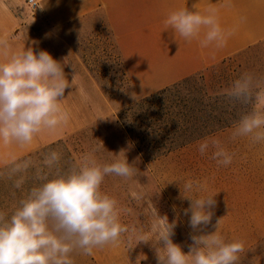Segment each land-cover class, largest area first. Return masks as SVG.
Listing matches in <instances>:
<instances>
[{"label": "clouds", "instance_id": "1", "mask_svg": "<svg viewBox=\"0 0 264 264\" xmlns=\"http://www.w3.org/2000/svg\"><path fill=\"white\" fill-rule=\"evenodd\" d=\"M232 0L210 4L203 11L181 7L169 12L165 29L183 38L196 41L203 49L221 50L236 35L247 17L241 16L230 27H222L221 9H231ZM71 87L63 64L47 51L38 53L32 47L13 50L7 38L0 37V147L24 149L44 134H58L67 126L70 113L64 107L65 90ZM226 99L247 108L234 123L229 137L249 139L250 146L264 145V76L244 72L225 89ZM133 100H138L135 93ZM103 144L93 145L78 160L64 162L61 151L51 149L40 159L19 158L12 152L0 179L11 181L20 190L29 180L32 186L22 192L11 213L0 211V264H74V256H91L95 250L118 246L126 237L131 248L151 242L157 264H237L245 249L244 241L229 240L221 231L222 218L212 222L214 199L208 181L180 179L182 199L190 205L192 229L185 253L173 242L175 221L160 216L155 209L150 229L146 232L129 226L122 216L129 209L102 190L107 177L124 182L138 175L135 163H129L125 152L107 158L101 155ZM199 153L211 154L217 166L227 167L235 157L218 138H207L198 146ZM108 152V151H107Z\"/></svg>", "mask_w": 264, "mask_h": 264}, {"label": "rangeland", "instance_id": "2", "mask_svg": "<svg viewBox=\"0 0 264 264\" xmlns=\"http://www.w3.org/2000/svg\"><path fill=\"white\" fill-rule=\"evenodd\" d=\"M17 12H20V16L24 18L23 23L28 26L22 35L24 39L44 29L46 35L68 33L65 28L33 26L32 20L37 10H30L24 0ZM71 34L73 42L68 45L85 55L84 63L89 73L73 76V84L78 82V88L67 92L69 101L65 108H71L72 115L82 119L81 126L30 157L40 159L41 153L55 149L63 153L64 162H71L78 160L91 146L101 143L105 148L101 155L105 158L111 155L109 152L119 154L123 150L129 163H135L138 175L128 182L118 177H107L102 190L114 196L122 207L129 209L122 216L123 223L129 226L147 232L155 209L160 216H167L169 223L175 221V234L172 239L174 243L181 245L185 253L189 251L188 246L192 243V229L189 226L191 214H184L190 201L181 198L179 182L175 180H207L209 191L217 194L214 197L216 206L212 209V222L205 231H214L212 225L222 218V234L229 240H242L245 244L237 264H264V145L250 146L246 137L230 141L234 126L232 124L167 156L148 160L139 153L118 116L136 101L156 92L140 96L132 88L122 61L106 32L94 30L90 35L84 36L78 26ZM83 38L90 41H82ZM40 45L48 50H68L66 44L49 40ZM244 72L264 76V43L256 44L192 76L183 85L181 95L196 102H209L207 96H218L222 118L227 122L237 121L242 112L250 110L251 106L244 108L230 103L224 92ZM133 93L138 96V100L132 99ZM207 138L220 139L230 152L236 154L232 164L227 167L217 166L210 153L204 156L199 153V144ZM28 175L31 183L24 186L23 191L33 183L31 170ZM7 181L9 180L0 179V195L4 192L3 184H7ZM23 191L19 192L20 195ZM15 205L13 204L14 207ZM13 206L5 208V211V206L0 204V211L11 213ZM74 264H157V257L151 242L136 246L133 242L130 248L127 238L124 237L118 246L95 250L91 256L75 255Z\"/></svg>", "mask_w": 264, "mask_h": 264}, {"label": "crops", "instance_id": "3", "mask_svg": "<svg viewBox=\"0 0 264 264\" xmlns=\"http://www.w3.org/2000/svg\"><path fill=\"white\" fill-rule=\"evenodd\" d=\"M21 2L22 0H0V37L7 38L13 50L24 46L32 47L37 53L44 50L63 64L66 79L71 83V87L65 90L62 101L64 107L69 101L67 92L78 88V82L73 84V76L89 73L84 63L85 55L68 45L73 42L71 33L78 26L84 36L90 35L94 30L108 34L132 88L140 96L163 90L256 44L264 43V0H232L231 9H221L222 27L232 26L241 16H246L247 21L240 25L227 46L217 51L203 49L196 41L186 42L172 29L166 30L164 21L169 12L178 8L193 10L195 5L203 11L208 5H218L222 0H41L32 20L33 26L65 28L68 33L46 35L44 29L28 35L27 39L22 35L28 26L23 23L24 18L20 16V12H17ZM47 40L64 43L68 50H48L40 45ZM82 41L90 40L83 38ZM68 112L69 123L58 134L41 135L24 149L14 145L9 148L0 147V170L4 169L8 160L7 153L12 152L19 158L30 156L46 145L62 140L80 127L82 119L75 118L71 108ZM29 183L31 182L27 181L23 187L29 186ZM3 186L5 190L0 195V204L5 209L17 203L21 197L19 192L23 189H14L11 181Z\"/></svg>", "mask_w": 264, "mask_h": 264}, {"label": "trees", "instance_id": "4", "mask_svg": "<svg viewBox=\"0 0 264 264\" xmlns=\"http://www.w3.org/2000/svg\"><path fill=\"white\" fill-rule=\"evenodd\" d=\"M191 77L136 101L118 116L139 153L148 160L167 156L236 122L222 118L218 96L196 102L181 95Z\"/></svg>", "mask_w": 264, "mask_h": 264}, {"label": "built area", "instance_id": "5", "mask_svg": "<svg viewBox=\"0 0 264 264\" xmlns=\"http://www.w3.org/2000/svg\"><path fill=\"white\" fill-rule=\"evenodd\" d=\"M41 0H24L25 5L29 7L30 10H37Z\"/></svg>", "mask_w": 264, "mask_h": 264}]
</instances>
